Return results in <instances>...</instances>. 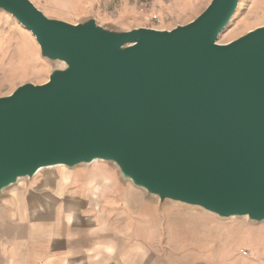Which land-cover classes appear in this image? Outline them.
Instances as JSON below:
<instances>
[{
  "label": "water",
  "instance_id": "water-1",
  "mask_svg": "<svg viewBox=\"0 0 264 264\" xmlns=\"http://www.w3.org/2000/svg\"><path fill=\"white\" fill-rule=\"evenodd\" d=\"M241 0H212L171 30H106L0 0L63 62L0 98V198L42 170L115 164L161 202L264 222V26L228 45Z\"/></svg>",
  "mask_w": 264,
  "mask_h": 264
},
{
  "label": "rangeland",
  "instance_id": "rangeland-1",
  "mask_svg": "<svg viewBox=\"0 0 264 264\" xmlns=\"http://www.w3.org/2000/svg\"><path fill=\"white\" fill-rule=\"evenodd\" d=\"M45 16L72 25L91 19L106 30H171L192 23L212 0H31ZM264 26V0H241L217 40L228 45ZM65 64L44 59L36 37L0 11V98L20 85L47 83ZM109 167L117 169L111 163ZM118 170V169H117ZM27 181V180H24ZM151 264H264V222L223 219L145 193ZM150 229V230H149ZM155 242V245H153Z\"/></svg>",
  "mask_w": 264,
  "mask_h": 264
},
{
  "label": "crops",
  "instance_id": "crops-1",
  "mask_svg": "<svg viewBox=\"0 0 264 264\" xmlns=\"http://www.w3.org/2000/svg\"><path fill=\"white\" fill-rule=\"evenodd\" d=\"M145 206L108 163L42 170L0 198V264H151Z\"/></svg>",
  "mask_w": 264,
  "mask_h": 264
},
{
  "label": "bare ground",
  "instance_id": "bare-ground-1",
  "mask_svg": "<svg viewBox=\"0 0 264 264\" xmlns=\"http://www.w3.org/2000/svg\"><path fill=\"white\" fill-rule=\"evenodd\" d=\"M62 168H64V167H62Z\"/></svg>",
  "mask_w": 264,
  "mask_h": 264
}]
</instances>
